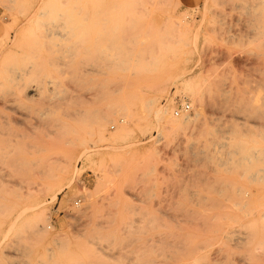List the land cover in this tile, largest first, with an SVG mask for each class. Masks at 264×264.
<instances>
[{
  "label": "rangeland",
  "instance_id": "rangeland-1",
  "mask_svg": "<svg viewBox=\"0 0 264 264\" xmlns=\"http://www.w3.org/2000/svg\"><path fill=\"white\" fill-rule=\"evenodd\" d=\"M252 142L264 0H0V264H253L242 233L188 240L264 191Z\"/></svg>",
  "mask_w": 264,
  "mask_h": 264
},
{
  "label": "bare ground",
  "instance_id": "bare-ground-1",
  "mask_svg": "<svg viewBox=\"0 0 264 264\" xmlns=\"http://www.w3.org/2000/svg\"><path fill=\"white\" fill-rule=\"evenodd\" d=\"M189 71H187V72H189ZM184 74H185V72H184ZM181 75H183V74H181ZM193 80L194 79L192 77L191 78H187V79L186 78L185 79L183 78V80H182V82L185 84V86L189 87L188 89H189V91L191 93H193L194 90H195L193 88V86H192V84L194 83ZM196 113L197 112H196V107H195L194 114H196ZM155 114H156L157 118L160 117V116H163L168 122H170L172 124L174 122L173 115L171 114V112L166 107H163V108H161V106L160 107H157V108L155 107ZM186 118H188V115H184L183 117H181V119H186ZM169 126H171V125L169 124ZM109 135L111 136L110 138H112V137L113 138L114 137L117 138V136H118V134H116V133L113 136H112V134H109ZM105 138L108 140L107 137H105ZM213 142H215V141H213ZM240 145L241 146L239 147V149H243V154H242V156L239 157L240 159H239V161L237 163H239L240 166L243 167V169H244L243 171L247 172L249 170V168H250L248 166V164L249 165L250 164L252 165L254 163V161H255V160H253V157L255 156V154H257V156H255V158H263L264 157V147H262V146L257 147L256 144H254L253 142H252V144H240ZM87 150H88L87 147L84 148V150H82L81 154L82 153H85ZM233 152H235V151H233ZM68 162H69V158L65 159L64 164L61 165V168L59 169L58 176H57L58 178H56L58 181L56 180L57 181L56 183L54 181L55 184L53 185V183H52V186H50L51 185L50 184L49 187L45 190L46 193H50L51 194V197L53 199H55L57 197V195L59 193L58 191L62 188L60 186H63V184H61V182L62 181L64 182V180L67 179V176H68V168H67V165L66 164ZM239 164H237V166H239ZM258 170L261 171V175L259 174L258 179L259 180H262L264 178L263 177L264 176V168H263V166L261 168L258 167ZM247 173L250 174V172H247ZM250 175H251L250 177H254V174H252V172H251ZM251 180H253V179H251ZM59 184H61V185H59ZM56 185H59L60 188L55 187ZM56 189H58V191ZM226 196H227V194H226ZM41 203H42V200L40 199L39 196H37V198H34V203L29 204V206L26 207V208H31V211L29 213V217L28 218L32 222H34L35 224H37L38 222H41L43 224L44 223L43 221H45V219H46L45 216L42 215L43 213L41 214L42 211H39V210L34 211V209H32V208H38L37 206H40ZM44 203H45V200H44ZM233 205L237 207V210L238 211L237 210L236 211H234V210H227V211H222V212L219 211L220 213L219 212L218 213L216 212V215L213 217L215 219V222L212 225L211 229L209 230V233L205 237L200 238V237L191 235V237L188 238V240H189V253H192V252H194L196 250L197 245L199 244L200 241H204L205 242L206 240L208 241L209 239L211 241V239L213 240V239L220 238L222 240H225L223 242H226V239L227 240L228 239H231V233H235V232L237 233V232H239L240 234L242 233V234H244L246 236V237L243 236L242 238H244L245 241L247 239V242H248L247 250H246L245 253L243 252L244 254L242 256H247L251 260V262L253 264H264V257L263 258L257 257V256H264V191H262V192H254V193L245 192L243 198L242 199H238V200L236 199L233 202ZM23 210H26V209H23ZM19 212L20 213L17 214L16 218H18L23 211L21 210ZM204 214H205V212H204ZM15 220H17V219H15ZM205 224H206V222H205ZM234 225H236L238 228H234L233 227ZM40 228H43L44 229V225H42V227H40ZM243 228L245 230H243ZM203 229L206 230V228H204V227H203ZM55 232H56V230H55ZM42 234H41V236H43ZM174 235H176V234H174ZM201 236H202V234H201ZM105 239H107V238H105ZM220 242H221V240L218 243H220ZM235 243H236V241H235ZM207 244H209V246H210V243H207ZM198 247H199V245H198ZM81 253L84 254L85 253V250H83ZM193 256H194L193 261L196 262V261H199V259L202 256H204V255H203V253H196ZM204 262H205V260H204ZM186 263H187V261H186ZM179 264H181V263H179Z\"/></svg>",
  "mask_w": 264,
  "mask_h": 264
},
{
  "label": "built area",
  "instance_id": "built-area-1",
  "mask_svg": "<svg viewBox=\"0 0 264 264\" xmlns=\"http://www.w3.org/2000/svg\"><path fill=\"white\" fill-rule=\"evenodd\" d=\"M189 109V104L188 103H184L182 105H180V108H176L175 109V114H178L180 110H187Z\"/></svg>",
  "mask_w": 264,
  "mask_h": 264
}]
</instances>
